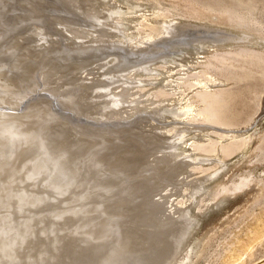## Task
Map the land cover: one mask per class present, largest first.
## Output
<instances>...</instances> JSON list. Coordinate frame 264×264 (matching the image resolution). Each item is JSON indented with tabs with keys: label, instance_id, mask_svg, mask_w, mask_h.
<instances>
[{
	"label": "bare ground",
	"instance_id": "bare-ground-1",
	"mask_svg": "<svg viewBox=\"0 0 264 264\" xmlns=\"http://www.w3.org/2000/svg\"><path fill=\"white\" fill-rule=\"evenodd\" d=\"M4 1L0 0V4ZM14 1L10 0V3L16 7ZM22 1L20 14L24 20V26L32 30L31 34L20 36V31L25 32V27L21 30L13 28L15 33L3 45L6 46L0 57H3L0 59V264H21L20 256L23 254L20 255V252L35 238V235L43 241L46 232L50 231L51 240L54 239L56 242L57 237L51 234L57 228L54 227V223L60 224L62 221L66 222L65 220H71V224L77 223L76 220L81 222L75 228H71L69 224L72 229L71 234L80 237L81 241L99 240L98 245L103 244L100 242L102 239L112 241L111 238H113L112 243L108 241V244L109 242L111 244L106 249L100 245L104 249L99 247L101 255L98 256L97 264H176L180 262L182 258L180 260L178 258L185 253L184 249L202 221V215L193 214L191 209L196 207V209L193 208L194 211L200 210L201 213L203 211L205 213L227 189V186L224 187L222 184L223 187H217L219 189L214 186L217 189L214 190L211 182L227 169L225 159L230 154L223 151L222 155L214 157L219 152L215 145L212 147L210 144H205L206 146L200 147L199 144L205 142L202 129L210 130L212 128L210 126L215 125L209 113L204 110L205 104L197 113L195 108L186 106L182 99L176 98L173 104H178L179 107L175 105L174 110H166L168 111L166 115L175 121L171 124H166L165 122L172 121L165 119L162 120L165 124L161 122L162 124L159 125L157 122L160 121L156 122L155 117L150 114L149 118L153 122H146L148 116L145 119L139 117V114L142 116L143 112L145 115L146 111L155 109L154 107L157 109V105L164 103L162 101L154 105L158 99H162L163 96L166 98L167 94L169 96V94L177 93L179 87L176 83L179 80L175 77L182 78L185 75L181 73L188 70L190 72L191 66L199 62L200 54L203 55L207 50L209 52L211 48H223V44H226L227 40L229 43V40L233 38L222 34L221 29L219 32H217L218 29L215 31L208 24L207 26L192 23L189 20H183V22L180 20L181 22L175 26L178 36L183 38L180 37L179 42L178 40L170 41L169 39L176 36L174 26H170L173 25L172 21L168 25L167 20V24L164 25L163 21L159 20L162 21L164 27L161 26V28L164 29L157 31L156 27L152 26L154 24L146 20L149 18L144 17L146 12H152V10L155 14L156 11L159 12L162 9L161 5L137 2L139 0H125L134 7L133 10L126 11L115 10L109 3L110 0H48L49 4L46 3L47 1L44 2L45 0ZM53 4L62 10L60 12L64 13V17L60 15L58 20L54 17L53 29L51 27L52 30H49L46 19L50 17L47 18L46 14L50 11L46 14H41L39 11L48 12V8L51 7L49 5ZM13 12V14H5L6 24L21 21L18 16L16 17L17 12ZM128 14L135 15L128 17ZM132 19L143 21V27L150 28L146 34L144 33L145 36L142 35V38L138 37L141 33L138 35L136 33L135 36L130 35H133L134 31L128 33L130 25L132 27V24L137 22H133ZM155 22L161 25L158 20ZM136 27L137 25L135 31L139 30ZM4 29L0 27V40L5 37ZM46 30L50 31V35L47 36ZM161 35L163 38L154 41ZM245 38L247 39V36L242 37L241 40ZM163 41L168 43L161 44ZM41 44L42 46L38 47ZM135 52H140L141 54L137 53L140 55L150 54V56L140 57L139 55L137 58L133 55ZM228 56L227 54L216 55L215 57L221 61L215 66H208V69L219 75L225 74L229 71L225 62L229 59L237 60L236 57L239 54ZM156 62H160L159 66L156 65L157 67L152 64ZM135 68L139 70L135 71L136 73L133 70ZM131 71H133L132 74ZM128 75H130L129 79ZM137 75H140L138 81L135 78ZM180 82L184 81L180 80ZM152 87L155 91L149 93ZM42 91L49 95L48 101L38 102L40 99L34 98L36 102L31 104L29 98L42 94ZM205 98L207 95L200 93L196 100L202 104ZM27 100L30 102L28 106L25 105L28 104ZM171 101H168L169 104L172 103ZM56 103L63 105L62 112L69 110L71 118L74 117L77 121L84 117L86 120L98 122L99 125L102 122L115 120L132 124L125 131L122 129L124 134L120 131V127V133L116 131L118 135L113 131L114 135L119 136L116 142L112 140L116 136L108 139L109 143L101 141L100 137V142L98 139V142L95 139L89 140L90 138L83 134L85 132L82 133L71 123L74 121L64 122L63 120L68 117L60 118L61 111L58 112L57 109L61 106L55 108ZM169 104H166L168 108ZM136 118L138 120L134 122L133 119L136 120ZM197 121L208 125H204L202 129L195 128V124L192 125V123ZM175 124L185 129L178 128L179 131L173 127L171 132L177 131L175 133L177 135L167 136L166 128L169 127L168 125L171 127ZM116 126L113 128L116 129ZM88 128L85 130L89 133L88 130L91 128ZM98 131L101 132V130ZM108 132L111 135L110 131ZM113 133L112 136H107L113 137ZM92 136L95 137L94 134ZM229 139L235 138L229 137ZM249 141V138L245 139V143ZM227 149L231 151L229 147ZM236 152V149L232 151V153ZM88 156H91V159L97 156L95 163L94 159L92 162L94 164L98 162L97 166L101 164L102 167L100 166V171L96 169L99 172L97 177L93 175L87 183L85 181L84 185L80 182L83 169L81 167L84 166L82 162L87 159L83 157ZM88 160L90 161L89 157ZM205 163L215 164L216 168L203 171ZM189 167H193L194 171L203 172L204 176L207 172L209 174L205 176L206 178L192 179L193 175L189 172ZM250 177L243 175L232 188L236 192L248 189L252 179ZM73 191L75 195L66 198ZM96 193L101 194H99L100 197L97 195L98 203L93 200L95 203L93 204L91 200ZM108 195L113 197L110 198ZM55 199H59L58 202L65 199L66 205L52 206L53 212H51L52 209L50 211L51 207L49 208L50 217L42 219L46 220L44 225V231L45 229L46 231L44 233L41 230L42 235L36 233L38 222L35 221V217L31 215L28 217L29 213L25 216L28 219L20 220L23 224L18 220V218H24L23 215H26L27 209L38 211V208H43L41 205L51 203ZM198 203H204V205L200 206ZM43 213L40 215L38 213L37 217L42 218ZM83 221L88 222L86 225L84 222V226H81ZM262 222V229L255 233L252 244L264 237V220ZM41 225L39 228H42ZM94 241L93 244L96 245ZM251 243H245L244 247L250 250ZM89 246L91 248V245ZM244 254L239 255L236 260L241 261ZM40 255H37V259L39 256V264H42L44 255ZM33 258L30 260L33 261Z\"/></svg>",
	"mask_w": 264,
	"mask_h": 264
},
{
	"label": "rangeland",
	"instance_id": "rangeland-1",
	"mask_svg": "<svg viewBox=\"0 0 264 264\" xmlns=\"http://www.w3.org/2000/svg\"><path fill=\"white\" fill-rule=\"evenodd\" d=\"M49 1L45 0L44 2L49 4ZM118 1H119L118 3H116V2L113 3V1H111V0L109 2L115 10H117V11H121V10L126 11L128 9L133 10L134 7L131 6L127 1H125V0H118ZM133 1H136V0H133ZM142 1H144V3L147 2V3H151V4L161 5L163 10L160 9L159 12L156 11L157 15L154 13L155 11L152 10V12L149 11L152 14V16H150L151 14L149 12H146L144 17H145V19H146V16H147V18H149L146 20L148 22H152L154 24L152 26L156 27L157 31H159V30L162 31L164 28L162 29L161 26L164 27V25L167 23H168V25H170L171 21H172L173 25L171 24L170 26H174L173 29L175 30V33H176V36H174V38H178V39H174V38L169 39L170 41L171 40L172 41L178 40V42H179V40H181L180 37L183 38L182 36H178L179 34H177L178 30L176 31L177 27L175 26V24H177L178 22H181L180 20H182V22H183V20L184 21L189 20L192 23H198V24L200 23L202 25L208 24V25H210L209 27L214 28L215 31H216V29H218L217 32H219V30L221 29L223 33L221 31H220V33L225 34L226 36L228 35V37L230 36L233 39L237 37L238 40L237 39H234V40L239 42V43H236L235 41H233V39H230L229 43H227V41H228L227 40L226 44L225 43L223 44V48H220V47H219V49H218V47H216L214 49L211 48V50H209V52L207 50L206 53L204 52L205 54L204 53H203V55L200 54L199 62L197 64L191 66L192 70H190V72L188 70L189 74H188V72H184V73H181V74L185 75L182 78L181 77H178V78L175 77L176 80H179L178 83H176V85L179 87V91L177 93L169 94V96L167 94L165 96L166 98L168 97L167 99L163 98L164 97L163 96V97H161L162 99H160V100L158 99L157 100L158 102L157 101L155 102L154 105H157L163 101L164 105L163 104H161V105L163 107H165L166 109L165 108L163 109V107L160 108L159 106H161V105H157L158 106L157 109H156V107H154L156 109V111H154L155 109L152 108L150 111H146L147 115L146 114L144 115V112H143L142 114L145 117L142 114H141L142 116H140V114H139V117H142L145 119L148 116L149 120L147 119L146 122H148V121L153 122L149 118V114L151 116H154L156 119V122H157V120L160 121V122H157V124L159 123V125H160V124L164 123V121H162V120H165V119L171 120V117L169 115H166L168 112L166 110H169V109L174 110L176 106L179 107L178 104L177 105L175 103L173 104V101L175 102L176 98H178V97L180 99H182L187 104L186 106H190V107L195 108L197 110V113H198V111L203 109L202 108L203 104H205L206 107L204 106V110L209 113L208 115H209L211 121H213V123L215 125H211L210 128L211 127L212 128L210 130L208 128H204L205 129L204 130V129H202V127H204V125L206 126L208 124H206V123L203 124L201 121H199V122L197 121V123H192V125L195 124L194 125L195 128L201 127V129L203 130V131L202 130L201 131H202V136L205 138L204 139L205 142H201L199 145H200V147H203L205 144L206 145L210 144V146H212V147L215 145L216 148L219 149V152H217V154H215L214 157H217L219 154L222 155L223 151L226 152L228 155L230 154V156L227 159H225V160H227L225 163L226 164L225 167L227 169L216 180L211 182V185L213 188L221 187L223 184L224 187L227 186L226 187L227 189L219 196V199L216 202L212 203V208L207 209L208 211H205V213H204V211L201 213L200 210H195L196 211L195 212L193 210V208L196 209V207H193L191 209L193 214L202 215V218H201L202 221H200L199 225L196 228V231L193 233L192 237L190 238L189 244L185 248L186 250L184 249L185 253H182L181 254L182 257L180 256L178 258V260H180V258H182V260H180V262H177L176 264H235V263H237V264H264V237L258 241H255L254 244H252L253 243L252 240L254 238V235L257 231L262 229L263 224H261V223H263L262 221L264 220V0H139L137 2L143 3ZM14 2L16 4V7L13 6V3H10V0H5L2 4H0V27L2 29L5 28L3 30L5 32L4 33L5 37H2L0 40V57L2 56L1 52H3V49L6 46V45L5 46H3V45L5 43H7V41H9V39L12 37V35H14L15 30H21V29H23V27H25L24 26V20L22 18V15L20 14V13H22L20 8H21V4L23 1L22 0H15ZM120 5H123L122 6L123 8ZM139 5H141V4H139ZM49 6H51V7L48 8L49 9L48 12H45V13H44V11H39V12L41 14H46V13H49V11H50L49 14H46L47 16L45 15L47 18L50 17V19L49 18L46 19L47 28L50 30L51 27L53 29V23L55 22V18H57V20H58L59 19L58 17L60 15H62L61 17H64L63 16L64 13L60 12L62 10H60V8L58 9V6L57 5L55 6V4L49 5ZM125 7H127V9ZM55 8H57V9H55ZM13 11L17 12L16 17L18 16L21 19V21H18V22L16 21L12 24H6L5 23V19H6L5 14H13L14 13ZM54 12H56V13L54 14ZM57 12H58V14H57ZM51 13H52V15H51ZM146 14H150V15H146ZM49 15H51V16H49ZM134 15L135 14H130V15L128 14V17H130V16L133 17ZM154 18H156V19H154ZM134 19H132L133 22L134 21L136 22L137 19L136 20H134ZM132 20L130 22H132ZM156 20H158V22L161 25H159L157 22H155ZM159 20H162L163 22L159 21ZM167 20L169 22L166 23ZM174 21L176 23H174ZM139 22L140 21H137L136 22L137 24L131 23L132 27L130 25V27L127 31H128V33H132L134 31L133 35L130 34L131 36H135L136 33H137V35H138V33L139 34L141 33V35L140 36L138 35V37L142 38L149 31L150 28L148 29V27H147V29H146V26L143 27L144 22L143 21H141L140 23ZM161 22L164 23V25H162ZM49 25H50V27H49ZM136 25H137L136 28H138L139 30L136 29V31H135ZM140 26H142V27H140ZM13 28L14 29L16 28V29L14 30ZM31 31L32 30L29 27H27V28L25 27V32H24V30L20 31L21 33L19 35L20 36L21 35L27 36L28 33L30 35ZM48 32L46 30L47 36L50 35V31H48ZM125 35L127 36L126 33H125ZM245 36H247L248 40L245 38L244 40L242 39L243 40L242 41L241 38L242 37L244 38ZM238 37L240 38V41H239ZM161 38H163L162 35L160 37H158L157 39H155L154 41L159 40ZM250 41H252V42L249 43ZM231 42L233 45L231 44ZM159 43H161V42H159ZM164 43H168V41L167 42L163 41L161 44H164ZM41 46H42V44L39 45L38 47H41ZM137 53H140V52H137ZM137 53L135 52V53H133V55L138 58L141 53L140 54H137ZM221 54H227V56L228 55L231 56L232 54H234L235 56H238V54H239V56H240V57L239 56L236 57V58H238L237 60L236 59H229L225 62V65L228 67L229 71L225 72V74H223V75H219L217 72L208 69V66H210V67L213 65L215 66V64H217L218 62L221 61V59H217L215 57L216 55H221ZM143 56L148 57V56H150V54L140 55V57H143ZM2 58H0V59H2ZM152 64H154L155 66L156 65L159 66L160 62H156V63H152ZM154 65H150V66L155 67ZM133 67H136V66H133ZM133 70H134V73H136L138 68L137 69L135 68ZM130 73L132 74L133 71H131ZM139 73H141V71ZM139 76L140 75H137L135 77L137 81H138ZM127 78L129 79L130 75H128ZM131 80H135V79H131ZM180 80H183L184 82L182 83V82H180ZM153 91H155V89L153 90V87H152V90L149 93H151ZM200 93L207 95V98L203 99L202 104L196 100L197 96ZM39 95H41V96H39ZM35 96L32 98H29V100L31 99L30 100L31 104H34L36 102L35 101L36 99H40V100H38V102L39 101L46 102L45 100L48 101V97H49V95L47 93H44L43 91H42V94H38L36 97ZM212 96H214L212 99H208L209 97H212ZM34 98H35V100H33ZM166 101H167V103H166ZM168 101L172 102L170 104H171V106L174 105L173 106L174 108L170 106ZM26 102L28 104H25V105L28 106L30 102H28V100ZM165 103L169 104V108ZM59 105L62 107V109H60L61 107L58 108ZM27 106H25V107H27ZM54 107L58 108L57 109L58 112L61 111L59 113L60 118L65 119L66 117H68L67 119L63 120L64 122L65 121L66 122H71V121L76 122V123H74V122H71V123H73V125L75 127L79 128L82 133L83 132L87 133V134H85V133H83V134L86 135L88 139L90 138L89 140L95 139L97 142H98V140L100 142V138H101V141H107L109 143L110 140H108V139L114 138V136L118 135L117 132H119V133H120V131L123 132L122 129H124V131H125V129L128 128L130 124H132L131 122H130V124H128L129 122H124V121L118 122L117 120H115L114 122H102L99 125L98 122L89 121V119H87L88 120L87 121L86 118H84V117H83L84 119L83 118L80 119V121H81L80 122V121H77V119L74 117H73V119L71 118L72 116H70L71 114H70V112H68L69 110H67V111L64 110L62 112V110L64 109L63 105L56 103V105H54ZM163 110L166 111L165 114H164ZM152 111H153V113H150ZM67 113H69V114H67ZM155 114H156V116H155ZM161 114H162V116H161ZM67 115H69V116H67ZM61 116H63V117H61ZM69 118H70V120H69ZM161 118H164V119H161ZM133 120H134V122H136L138 119L136 118V120L135 119H133ZM42 121H43V119H42ZM83 121H84V123H83ZM77 122H80V123H77ZM87 122H88V125H87ZM173 122L175 123V121H172L170 123H169V121H167L165 123L171 124ZM104 123L106 124V126ZM91 124L94 127L91 126ZM114 124H116V125L118 124V126H116ZM119 124H121V125H119ZM196 124L197 125L199 124V125L196 126ZM200 124L201 125L203 124V125L201 126ZM88 126L91 129H89ZM101 126L102 127L104 126L105 128L104 127L101 128ZM113 126H116V129H115V127L113 128ZM168 126L169 127L166 128V130H168L167 136H170V137H172V134L177 135V134H175V133H177V131L176 132L174 131L173 133L171 132L173 130V127H174V129L175 128L176 129L179 128L181 130L185 129L184 127L182 129L180 127L181 125H179V124H175L174 126L171 125V127H170V125H168ZM119 127H120V131H119ZM86 128L89 129L88 130L89 133L85 130ZM92 128H94V130ZM95 128H97V129H95ZM108 128L109 129L112 128V129L109 130ZM104 129L105 130L107 129L108 131H110L111 135H109L108 134L109 132L106 130L108 132L107 133ZM83 130H85V131H83ZM98 130H101V132ZM113 131H114V133L117 131L115 133L116 135H114ZM198 132H200V131H198ZM112 133H113V137L109 138L107 135L112 136ZM169 133H171V134H169ZM93 134L95 135V137L92 136ZM102 134L104 136H102ZM123 134H124V132H123ZM226 135H228V136H226ZM105 136L107 138H105ZM116 137L114 139H112L115 142L117 141L119 136H116ZM229 137H232L235 139H229ZM247 138H249L250 141L248 143H245V139H247ZM103 139H106V140H103ZM101 143H106V142H101ZM228 147L231 151H229L227 149ZM235 149L237 152L232 153V151ZM209 151L212 152V150H209ZM195 153H196V151H195ZM88 157L90 158L91 162L94 159L93 162L95 163L97 156L95 157L96 159L94 157H92V159H91V156H88ZM88 157H83V158L84 159L87 158L86 160H88ZM84 159H82V161ZM86 160H84L85 163H84V161L82 162V166L83 165L84 166L81 168H83L85 171L82 169L81 177H80V182L81 183L83 182L84 185L87 183V181H89L91 179V177H93V175L94 176L98 175L99 174L98 171H100L101 167H102L101 164L98 165L99 167L97 166L98 162H96L97 164H94L92 162L93 163V165H92V163L89 160L88 161H86ZM86 163L88 165H86ZM89 164H91V166ZM203 165H204L203 171H206L209 169L214 170V168H216V165L215 164L212 165L211 163H205ZM95 166H97V167H95ZM90 167H91V170H90ZM94 167H95V169H94ZM96 169H98V171ZM86 170H88V172ZM189 172L193 175L192 179L199 178V177L202 178V177H205L209 174V172H207V174L204 176V174H202L203 172L194 171L193 167H189ZM243 175L244 176H247V175L251 176L250 178H252L251 179L252 182L250 181V185H249L248 189L246 188L243 192H236L232 187H234V183H237ZM81 178L83 179L82 181H81ZM85 181H86V183H85ZM219 183H221V185ZM216 188L214 190L219 189V188H217V189ZM71 193L68 194L66 196V198H70L73 195H75L74 191ZM99 194H101V193H98V194L96 193L94 195L96 197L93 196V199L91 198L92 199L91 201L93 202V200H94L95 203H98V200L96 202V199H98L97 195L99 196ZM108 197L111 198V197H113V195L112 196L108 195ZM58 200L59 199H55L54 201L58 202ZM64 200L65 199H61V202H58V203L57 202L54 203V201H52L51 202L52 204L51 203H44L43 205H41V207L43 206L42 209L38 208V211L40 210L39 212L37 210L30 211V209H27L26 210L27 212H25L26 215H23L24 218H21V219L18 218V220L24 221V220H26V218L28 219V217H30V215L33 218L35 217V221L37 220V222H38V223L35 222V223H37L36 224V230H37V228L39 230V231L37 230L36 233L42 235V231H44V228H45L44 225L46 224V220L45 221L42 220L43 217L44 218L50 217V213L53 212L52 206L59 207L61 205L62 206L66 205V201H64ZM64 202H65V204H64ZM92 202H91V205H92ZM95 203L93 202V204H95ZM198 205L203 206L204 203L203 204L198 203ZM47 206H49V207H47ZM46 208H48V209L46 210ZM49 208H50V211L52 209L51 212L48 211ZM41 210H42V212H41ZM45 211H46V213H43ZM40 213H43L41 216L42 218H40V216L37 217V214L40 215ZM27 214H28V217H25V216H27ZM65 221L66 222L62 221L63 223L60 222V224L54 223V227L55 226L57 228L60 227L59 229L61 230L60 231L59 229L56 228V229H54L55 232L53 231V233H51L52 235L55 234V236L57 237V238H55L56 242L54 239L51 240L50 235H49L50 231L46 232V235H45L46 237L44 238V240H46V239L48 240L46 242L44 240L43 241L40 240L41 238H39L38 235H35L34 236L35 238L32 239L27 244L26 248H24L25 250L23 249V251L20 252V255L23 254L22 256H20L21 264H25V263L26 264H30V263L39 264L38 260L40 259V257L38 256V259H37V255H40V254H42V256L44 255V260H43L44 263L42 262V264H45L46 262H47V264H50V260L52 262L51 264H59V263L60 264H95V263L97 264L98 263V256L101 255L99 247H101V249H104V248L106 249L108 247V245L112 243L113 238H111L112 241L111 240L104 241L106 239H104V240L102 239V241H100V242H103V244L100 243V244H98L99 246L97 245V242L99 243V240L98 241L85 240L87 242L81 241L82 239L80 240V237L73 236L74 234H71V232H72L71 228L72 227L75 228V226L80 225L81 222L76 220L77 223L72 222V224H71L70 223L71 220L70 221L65 220ZM67 221H69V223H67ZM21 222L22 221H20V223ZM84 222L86 225L88 221H83L81 226H84ZM40 223L43 225H41ZM66 223H67V227L65 229ZM22 224H23V222H22ZM55 224H57V225H55ZM69 224H70L71 228H70ZM40 225L42 228H39ZM45 231H46V229H45ZM45 231H44V233H45ZM66 231H67V233H65ZM61 232H62V234H61ZM68 233H70V234H68ZM47 234H48V237H47ZM70 235H72V236H70ZM113 237L115 239V236H113ZM76 238H78V239H76ZM67 239H68V241H67ZM64 240H66V241L64 242ZM93 241L96 242V245L93 244ZM108 241H111V243L109 242V244H108ZM57 242L60 244V246ZM245 243H251L252 244L251 245L252 247H250V250L244 247ZM81 245H83V246H81ZM89 245H91V248ZM100 245H103L104 248ZM62 246L63 247L65 246L64 249ZM97 246H98V248H97ZM39 247H40V249H38ZM54 247L56 250L54 249ZM41 248H42L43 253L41 252ZM44 248H45V250H43ZM52 248H53L54 252L57 250H59V251L57 253L56 252L54 253ZM60 249H62V250H60ZM63 250H65L66 252ZM32 252H33V254H32ZM48 252H50V253H48ZM234 252H235V254H234ZM30 253L32 255H30ZM242 254H244L243 259L241 261H237L236 259H238L239 255L242 256ZM45 255H47L46 259H45ZM53 255H56V256H53ZM33 256L36 260H34ZM102 256H103V254H102ZM53 257H54V259H53ZM26 258H28V259H26ZM32 258H33V261H31ZM57 258H59V259H57ZM33 262H36V263H33Z\"/></svg>",
	"mask_w": 264,
	"mask_h": 264
}]
</instances>
